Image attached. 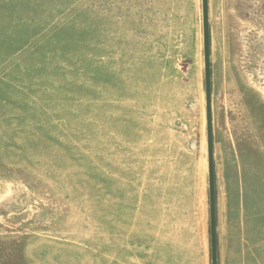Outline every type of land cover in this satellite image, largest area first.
Here are the masks:
<instances>
[{
    "label": "rangeland",
    "instance_id": "1",
    "mask_svg": "<svg viewBox=\"0 0 264 264\" xmlns=\"http://www.w3.org/2000/svg\"><path fill=\"white\" fill-rule=\"evenodd\" d=\"M208 2L216 200L258 221L264 0ZM182 252L211 257L202 0H0V264Z\"/></svg>",
    "mask_w": 264,
    "mask_h": 264
},
{
    "label": "crops",
    "instance_id": "2",
    "mask_svg": "<svg viewBox=\"0 0 264 264\" xmlns=\"http://www.w3.org/2000/svg\"><path fill=\"white\" fill-rule=\"evenodd\" d=\"M205 213L202 215V220ZM216 233L218 264H264V219L261 214L255 221L254 212H248L233 199L219 203L216 200ZM205 233V229H204ZM192 236L190 235V241ZM202 237H205V234ZM177 254L167 264H197L194 255ZM199 264V263H198ZM202 264H211L209 254H204Z\"/></svg>",
    "mask_w": 264,
    "mask_h": 264
},
{
    "label": "water",
    "instance_id": "3",
    "mask_svg": "<svg viewBox=\"0 0 264 264\" xmlns=\"http://www.w3.org/2000/svg\"><path fill=\"white\" fill-rule=\"evenodd\" d=\"M202 12H203V35H204L205 97H206V121H207L209 200H210L211 264H218L217 233H216V223H217V219H216V181H215V162H214L210 32H209V2L208 0H202Z\"/></svg>",
    "mask_w": 264,
    "mask_h": 264
}]
</instances>
